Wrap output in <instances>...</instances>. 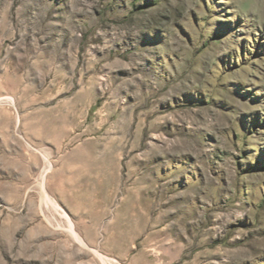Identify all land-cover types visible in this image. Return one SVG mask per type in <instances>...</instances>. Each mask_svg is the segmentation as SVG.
I'll list each match as a JSON object with an SVG mask.
<instances>
[{
	"label": "rangeland",
	"instance_id": "1",
	"mask_svg": "<svg viewBox=\"0 0 264 264\" xmlns=\"http://www.w3.org/2000/svg\"><path fill=\"white\" fill-rule=\"evenodd\" d=\"M65 213L89 264H264V0H0V264L73 258Z\"/></svg>",
	"mask_w": 264,
	"mask_h": 264
},
{
	"label": "crops",
	"instance_id": "2",
	"mask_svg": "<svg viewBox=\"0 0 264 264\" xmlns=\"http://www.w3.org/2000/svg\"><path fill=\"white\" fill-rule=\"evenodd\" d=\"M76 158H78V155L75 153L73 158L68 159V164H72L75 168V170L71 169V167L67 169V171H71L73 174L72 177L65 179V183H69L70 186L67 185L64 191H60L56 189L55 184H51L52 191L58 197V201L68 208L72 205V199L74 200L76 198L79 200L80 204L89 203L95 207L106 205L109 195L107 193V185L112 184L111 179H113V177L107 172V170H104L102 176L97 175V177H93L90 169L84 170L83 172L79 171L76 169ZM85 162H88V165H91L89 164V162L91 163V160ZM88 167L89 166H85L82 168L84 169ZM72 211L74 213L82 214L83 208H74Z\"/></svg>",
	"mask_w": 264,
	"mask_h": 264
},
{
	"label": "bare ground",
	"instance_id": "3",
	"mask_svg": "<svg viewBox=\"0 0 264 264\" xmlns=\"http://www.w3.org/2000/svg\"><path fill=\"white\" fill-rule=\"evenodd\" d=\"M49 170H48V168H46L45 169V172H44V175H43V177H42V179L45 177V175H46V173L48 172ZM40 194H41V203H40V209H41V212L43 213V215L44 214H47V213H44L45 212V208H52V210L53 211H57V210H61V208H60V206H58V204H55L54 202H53V200L52 199H50V197H49V195H46L45 193H44V191H43V189H42V187H40ZM49 210V209H48ZM35 211V210H34ZM34 211H32V209L31 210H29V213L27 214V216L24 218L25 219V221H29V220H31V219H35L37 216H38V212H34ZM47 211V210H46ZM53 215H55L56 216V214H53ZM53 215H51V216H53ZM50 216V215H49ZM50 216V217H51ZM61 217H63L66 221H67V225L63 228L62 226H61V224L60 225H55L54 226V224L55 223H53L54 221H53V218L52 219H50L48 216H46L45 215V220H46V222L48 223V225L49 226H44V230H46L47 231V233H48V235H54L55 233H56V231H59V230H63L66 234H67V236L70 238V240L72 241V242H75L77 245H78V249L76 250H72L71 248H70V246H65L64 248L66 249L65 250V252H71L72 254H73V258H71V259H69V260H67L66 262H65V264H89L87 261H85L86 260V258H87V255L84 253V254H81L80 253V250H82L83 251V249L82 248H86L85 246V243L82 241V239L80 238V236L78 235V233H76L75 232V230H74V227H73V223L69 220L70 219V216L67 214V213H65V214H63ZM62 220V219H61ZM58 222V221H57ZM56 222V223H57ZM49 227H51L52 228V230H50L49 229ZM53 229H54V231L55 232H53ZM44 233V232H43ZM43 235V234H42ZM48 235H43V236H39L38 237V239L36 240V241H40V240H44V239H48L49 238V236ZM35 241V240H34ZM34 243V242H33ZM56 245V244H55ZM31 246V245H30ZM32 247V246H31ZM34 247V246H33ZM13 248V247H12ZM11 248V249H12ZM32 249V248H31ZM31 249H30V251H31ZM41 249H42V247H41ZM33 250V249H32ZM10 255V254H9ZM48 256V259H46L45 261H51L52 259H54L56 256H60L59 254H58V252L57 251H53V252H51V251H49L48 249L47 250H45V251H43V253H42V256ZM98 258H95V260L93 261L92 260V263L93 264H112V263H110V261H109V259H105L104 257H101V255L100 256H98V255H96ZM22 257V256H21ZM47 258V257H46ZM20 259V258H19ZM51 259V260H50ZM64 259V258H63ZM39 260V259H38ZM65 260V259H64ZM24 261H26V260H24ZM45 261H44V263H45ZM22 263V262H21ZM25 263V262H24ZM30 263L31 264H40L39 262H37V261H31L30 260ZM47 263V262H46Z\"/></svg>",
	"mask_w": 264,
	"mask_h": 264
}]
</instances>
